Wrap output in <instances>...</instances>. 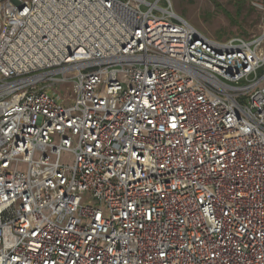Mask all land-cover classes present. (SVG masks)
<instances>
[{"label": "built area", "instance_id": "built-area-1", "mask_svg": "<svg viewBox=\"0 0 264 264\" xmlns=\"http://www.w3.org/2000/svg\"><path fill=\"white\" fill-rule=\"evenodd\" d=\"M0 264H264V34L0 0Z\"/></svg>", "mask_w": 264, "mask_h": 264}, {"label": "rangeland", "instance_id": "rangeland-1", "mask_svg": "<svg viewBox=\"0 0 264 264\" xmlns=\"http://www.w3.org/2000/svg\"><path fill=\"white\" fill-rule=\"evenodd\" d=\"M154 1V0H149ZM174 11L189 21L206 36L225 42L232 38L253 39L264 34V0H171ZM160 6L166 7L162 1ZM146 9V7H143ZM61 159L72 164L71 152L64 151ZM19 169L26 171L27 165L20 163Z\"/></svg>", "mask_w": 264, "mask_h": 264}, {"label": "trees", "instance_id": "trees-1", "mask_svg": "<svg viewBox=\"0 0 264 264\" xmlns=\"http://www.w3.org/2000/svg\"><path fill=\"white\" fill-rule=\"evenodd\" d=\"M216 6L220 5L217 0H212ZM247 39V38H246Z\"/></svg>", "mask_w": 264, "mask_h": 264}]
</instances>
